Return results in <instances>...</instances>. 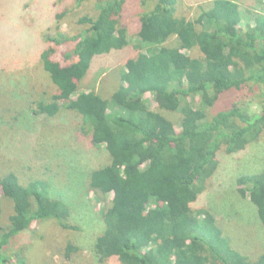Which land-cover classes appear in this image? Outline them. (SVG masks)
<instances>
[{
  "label": "trees",
  "instance_id": "trees-1",
  "mask_svg": "<svg viewBox=\"0 0 264 264\" xmlns=\"http://www.w3.org/2000/svg\"><path fill=\"white\" fill-rule=\"evenodd\" d=\"M124 2L100 0L96 15L78 18L84 26L79 33L46 37L49 44L39 59L56 92L47 100L36 93L26 99L35 115L76 111L81 120L71 130L108 155L106 165L87 171L82 186L97 196L96 211L104 223L93 243L97 261L264 264V251L255 258L241 253L209 209L192 207L218 168V151H241L264 131V13H249L241 26L246 16L236 0H213L194 20L179 13L176 0H152L140 16L133 45L138 51L126 60L121 84L104 98L94 89L81 90L80 81L95 56L130 46L120 23ZM57 46L64 48L59 55ZM195 47L202 56L187 53ZM245 87L258 90V114L232 103L208 117L204 109L223 93ZM149 93L157 108L148 107L144 96ZM197 96L199 106L190 100ZM175 112L180 115L176 123L170 118ZM27 174L18 168L0 172V264H14L5 247L35 220H53L63 230L77 228L70 222L72 207L56 196L51 176ZM236 185L264 227V169L238 176ZM6 200L12 214L4 229ZM64 249L68 258L77 247L67 242Z\"/></svg>",
  "mask_w": 264,
  "mask_h": 264
},
{
  "label": "rangeland",
  "instance_id": "rangeland-1",
  "mask_svg": "<svg viewBox=\"0 0 264 264\" xmlns=\"http://www.w3.org/2000/svg\"><path fill=\"white\" fill-rule=\"evenodd\" d=\"M99 1L0 0V172L18 168L21 174L51 176L56 196L70 203V222L77 227L63 230L53 220L33 221L30 229L21 232L5 247L6 255L14 264H99L93 252V243L104 223L96 211L97 196L86 189L84 191L82 186L86 183L87 171L94 166L106 165L108 155L103 154V149L98 151L93 148L85 135L71 130L81 120L76 111L63 110L54 117L35 115L26 100L35 93L40 99L47 100L56 92L39 59L40 52L49 44L46 37L79 33L84 26L78 24V18L84 14L96 15ZM212 1L176 0V6L181 15L194 20ZM236 1L246 16L242 18L241 26L248 21L249 13H264V0ZM147 3L150 6L152 0H125L120 23L125 26L130 46L109 55L95 56L80 81L81 90L94 89L102 97L109 98L121 84L120 73L126 60L138 51L133 45L138 41L139 20L141 14L147 11ZM57 12L61 14L60 19L55 18ZM168 43L175 44V37ZM56 49L59 55L64 48L57 46ZM187 53L196 57L203 55L197 47ZM11 91H17L24 100L10 96ZM257 92L255 88L250 91L247 87L229 90L220 96L214 106L204 110L210 117L237 103L249 114H258L261 101ZM42 93L45 96H41ZM144 99L149 108H157L154 94L149 93ZM190 100L200 105L198 96ZM171 115L175 123L179 121V112ZM35 131L40 134L39 138ZM38 142L42 143V147ZM33 147L37 150L31 152ZM45 150L47 152L43 153ZM218 158L216 172L206 181L192 207L209 209L217 217L223 233L232 239L234 247L255 258L264 251V227L258 217L254 219V207L237 192L236 179L264 169V131L241 151L228 154L223 149L219 150ZM6 201L1 218L4 229L10 225L9 216L12 214V204ZM67 242L77 247L68 258L64 256ZM113 260L107 263L116 264Z\"/></svg>",
  "mask_w": 264,
  "mask_h": 264
}]
</instances>
